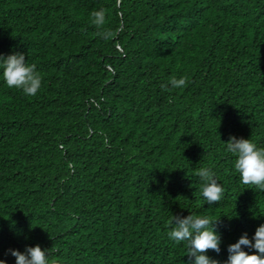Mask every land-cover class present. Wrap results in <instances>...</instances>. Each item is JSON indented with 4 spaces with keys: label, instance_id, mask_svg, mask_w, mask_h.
I'll list each match as a JSON object with an SVG mask.
<instances>
[{
    "label": "trees",
    "instance_id": "obj_1",
    "mask_svg": "<svg viewBox=\"0 0 264 264\" xmlns=\"http://www.w3.org/2000/svg\"><path fill=\"white\" fill-rule=\"evenodd\" d=\"M14 53L43 82L25 95L0 67L7 264L36 245L57 264H188L167 221L191 214L219 219L221 252L207 255L224 264L264 225V191L241 182L226 144L264 147V0H0V55ZM173 76L187 87L165 90ZM201 167L220 202L203 198Z\"/></svg>",
    "mask_w": 264,
    "mask_h": 264
},
{
    "label": "clouds",
    "instance_id": "obj_2",
    "mask_svg": "<svg viewBox=\"0 0 264 264\" xmlns=\"http://www.w3.org/2000/svg\"><path fill=\"white\" fill-rule=\"evenodd\" d=\"M91 23L99 31L98 35L107 39L111 33L106 30V12L103 9L91 13ZM0 67L3 69V78L9 88L20 89L25 95L35 96L42 88L43 77L37 71L35 64L26 63L25 55L14 53L8 56L0 55ZM189 80L186 76L171 77L162 87L168 86L182 89L187 87ZM227 150L236 155L234 167L240 174V180L248 188L264 191V147H258L251 139L230 137ZM7 165H5L6 167ZM4 167V168H5ZM21 175V174H20ZM19 175V176H20ZM196 175L203 181L201 193L209 205L221 201L224 195L223 186L218 182L216 173L208 167H201ZM14 177L7 169L6 180ZM24 183L30 180L24 179ZM213 221L209 216L191 214L187 217L173 215L167 221L170 230L168 237L177 244L187 242L188 264H220L219 260L207 255L209 250L217 254L221 252V236L215 230ZM254 241V242H253ZM245 248L255 249L257 254H249ZM53 249H42L40 245L27 247L24 252L9 249V253L16 258V264H57L50 260ZM229 256L224 264H264V225H260L252 238L245 232L236 243L230 244L227 249ZM0 264H7L0 259Z\"/></svg>",
    "mask_w": 264,
    "mask_h": 264
}]
</instances>
